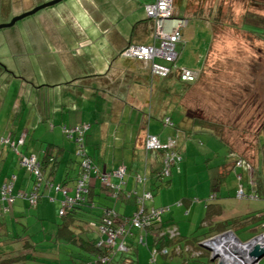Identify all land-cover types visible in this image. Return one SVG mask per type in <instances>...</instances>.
<instances>
[{
    "label": "rangeland",
    "instance_id": "1",
    "mask_svg": "<svg viewBox=\"0 0 264 264\" xmlns=\"http://www.w3.org/2000/svg\"><path fill=\"white\" fill-rule=\"evenodd\" d=\"M52 1L54 0H0V26L8 25L16 17ZM149 1L63 0L18 21L12 27L1 29L0 139L19 129L31 131L29 126L40 128L34 134L31 131L30 138H33L34 142L30 146L46 149L52 141L44 140L43 124L51 123L62 131V126L56 125L54 120L56 118L57 123L62 121L58 109L62 104V97L68 99L71 97L66 87L72 84L76 86L77 78L73 79L74 76L79 74L92 76L93 72L104 69L105 66H107L105 72L110 70V80L118 76L119 71L124 76L126 73L123 72V66L126 62L120 56L122 48L120 35L127 42L132 37L143 42L153 40L155 22L147 18L144 10V4ZM173 13L175 17L186 20L188 24L184 36H181V41L177 44V52L180 55L178 64L181 69L201 73L197 81L190 86L183 87L179 83L169 85L171 90L169 92H172L169 95L173 97V102L166 97L165 102L169 106L168 116L177 125L182 118L183 110L186 111L188 108L193 118L210 125L214 123L223 125L218 129L220 135H223V138L221 137L223 145L217 142L218 140L209 141L210 138L206 134L211 132L208 130L191 141L193 149L190 156L191 167L185 166L187 170L182 185L184 188L177 190L178 195L180 192L185 195L184 199L187 202L192 200L203 202L195 204L193 218L190 214H184L185 229L189 232L185 235V240H190L204 237L211 232L210 227L202 225L206 219L205 202L210 196L218 194L222 198H227L225 202H229L231 208H227L224 216L231 211L233 214L234 209H238L237 206H251L253 203L248 202V199L236 198V193L241 187L246 194L248 193L242 182L235 179L237 174L234 172L230 176L231 173L227 170L228 173L221 176L223 185H220L218 166L227 159L235 165L241 161V165H236L237 167L245 165L244 157L230 153V149L233 147L239 154L245 155L247 151L250 154L254 143H258V136L262 134L260 131L264 128V0H175ZM215 27L217 31L213 36ZM75 64L77 68H74ZM204 66L206 72H202ZM133 96L144 108L135 107L131 101L132 104L130 102V107L126 111V121L131 117L136 118L139 114L141 119H144L145 115L153 113L154 105L151 110L150 103L152 105V99L157 98L156 93L150 92L147 97L145 94L127 93L122 100L127 102ZM98 103L97 99H94L91 110L86 113L87 122L93 125L87 137L90 141L96 138L94 131L100 126L95 116ZM251 103H254V108L251 107ZM100 111L106 114V108L102 107ZM249 117H253L250 124ZM154 119L161 120L156 116ZM58 142L57 144L65 145L66 150L70 152L68 155L71 154L69 155L71 162L78 163L79 158L74 156L73 142L64 134ZM220 144L226 145L227 148H221L222 152L219 154L217 145ZM260 144L263 145L264 142L261 141ZM1 146L0 155L3 160L7 153L11 154L12 158L15 157L11 148ZM128 147L139 153L136 162L129 164L130 169L139 170V174L143 173L145 152L139 146L136 147L135 143L134 146L128 144ZM262 150L264 155V147ZM186 159L185 155V163ZM15 169L18 168L14 167L11 172L15 173ZM260 172L258 177L264 180V169ZM95 177L92 176V179L96 181ZM172 177L159 181L154 175V179L150 178L147 185L148 190L156 196L158 191L167 188L165 184L171 183ZM6 182L7 178H0L1 184ZM45 183L46 181L41 191L44 197L41 198L39 205L33 207L29 202L19 199L13 208V215L7 219L9 228L12 227L16 233L22 234L23 226L28 228L25 234L31 236L32 243L38 251L37 260L29 264H58L55 259L64 261V246L58 247L53 241L58 226L62 223L59 216L60 205L58 201L51 202L46 196L49 194H44ZM213 185L217 192L213 190ZM213 201L215 199L211 200V203ZM23 203L25 207L22 206ZM98 210L101 208L98 207ZM257 224L258 221L250 220L242 227L234 229L239 239L247 242L255 238L259 232L254 231L258 228ZM232 226L234 225L230 223L227 227ZM94 236L89 234L88 238ZM133 242L130 252L123 254L124 259L134 256L138 250L142 257L146 247L139 245L136 239H133ZM148 243L152 245L151 238L148 239ZM173 259L169 257L167 261ZM193 259L196 260L188 262L217 264L211 263L206 254ZM261 264H264V258Z\"/></svg>",
    "mask_w": 264,
    "mask_h": 264
},
{
    "label": "crops",
    "instance_id": "2",
    "mask_svg": "<svg viewBox=\"0 0 264 264\" xmlns=\"http://www.w3.org/2000/svg\"><path fill=\"white\" fill-rule=\"evenodd\" d=\"M156 0H150L149 2L145 3L144 10L146 12L145 7L147 5L154 4ZM147 16V14H146ZM148 18V17H147ZM188 25V24H187ZM137 27V24L134 27V31ZM185 34V29L183 31V35ZM121 38V52L120 56L121 58L126 62V64L123 66V72L126 73L124 76L121 73V71L118 72V76H115L114 79L110 80L111 74L109 73L110 70L105 72L106 67L104 69L96 70L93 72L94 74L92 76H83L81 74L75 75L73 79L77 78L76 86L73 84L71 86H67L66 89L68 93L71 95V97L68 99L65 96L61 98V105L59 106V114L61 116V120L59 123H57V119L55 118V124L58 126H62L61 129H56L55 125H52L51 123H45L43 124L44 129V140L46 141H52L46 147V149H37V148H31L30 145L33 144L34 139L30 138L31 131L33 134L37 132L39 129L32 128L29 125V129L26 130H16L15 132H10L8 136H2L0 139V146L4 145L2 144L3 141H7L8 138H16L24 139V144L20 146V150L25 156L29 157H37L39 159H42L45 152L49 149V146H57L58 151L54 150L55 154L58 153V156L60 157V163L57 165V173L53 176L52 181L56 186H64L66 187L68 191V195L71 197H75L76 193L74 192L75 184H73V178L76 177V173L78 174L81 172V169H83L82 164H73L71 162L70 156L71 154L69 151L66 150L65 145L61 146L57 143L59 138L64 134L63 128H74L80 125H89V132L86 134V154L90 156V160L92 161L93 167H95L100 174H109L113 173L118 169H125L127 176L125 178L124 185L122 186L123 192L119 195L118 198H115L113 196L112 190H108L107 187H105L97 177L96 181L92 179L90 182V188L92 191V198L91 201L94 202L96 207H100L101 210L97 211L96 209L93 210V216H99L103 213L106 208L114 209V211L120 216V218H130L132 217L136 211L138 210V204L136 201V197L130 196V193L133 191H136L138 195H142L143 192H149L152 195V199L148 200L146 202V209L152 210V209H165L169 208V211L166 212L164 217H162L161 224L157 225L156 230H159L161 228L167 229L172 226L177 227L178 231L180 232L179 240L176 242V244L173 243V245L169 246L168 248L171 250V257L174 258L172 261L168 262L167 258L162 256H157L155 259V262H151L152 260V251L154 249L155 239L153 236L147 237L146 245H142L143 247H146V249L143 250L142 257L140 255V250L135 253L134 256H131L130 258H125L124 255H119L120 257H117L118 259H115L112 263L113 264H190L188 261L196 260L194 252L193 256L187 255L186 253L178 254L174 253L175 246L178 245V247L184 249L185 244H188V240H185V235L189 234L187 230L185 229V218L184 214H190V217L193 218V212L195 208V204H203L199 200H192L191 202H187L184 199V196L181 192L180 195L177 194L178 189H182L183 182L185 181V166L191 167V161L190 156L193 154V149L191 147V141L201 133L208 132L207 129L198 127L193 123V117H191V112L187 108L186 111L183 110L182 118L179 122V124H174L172 119L169 118V106L166 101V97L170 98L173 102V97H171L169 94L172 92H169V85L173 84L176 85V82L174 79L166 80L159 78L157 75H153L151 71V64L147 62H141L136 60H131L123 55V52L126 48H128L131 45H155L158 44L155 40V35L153 36V40L150 42H143L139 40H134V37L130 39L129 42L123 39V36L120 35ZM210 51V50H209ZM209 54V52H208ZM180 57V55H179ZM77 59L78 57H74ZM208 55L206 57V63H207ZM71 62H74V60L70 59ZM158 63H162L163 61H157ZM108 65V63H106ZM178 69L180 68V65L176 64ZM206 66V64H205ZM204 66V69L206 67ZM74 68H77L76 64L74 65ZM81 68V66H80ZM184 69V68H183ZM82 70V69H81ZM104 70V71H103ZM97 72V74H96ZM185 85V84H184ZM184 87V86H183ZM263 87V86H261ZM127 88H130L128 91ZM62 92H64L63 89H61ZM153 92L156 93V99H152V105L150 103V107L153 113L150 115H145L144 119H141V115L139 114L136 118L131 117L127 121L125 120L126 111L127 108L130 107V102L133 101L135 104V107L143 109L140 103H138L133 96L131 99H128L127 102L123 101L122 99L124 95L127 93H130L132 95L142 94L147 95ZM121 95V96H119ZM97 99L99 102L97 104V109L95 110V116L97 117V124L100 125L99 127L95 128L94 133L97 135L96 138L93 141H90V138L88 139V133L91 132L93 125L89 122H87V111L91 110L93 106V100ZM147 99V98H146ZM69 100V101H68ZM181 100V95H180ZM68 102L69 105H68ZM149 102V101H148ZM137 103V104H136ZM132 104V102H131ZM137 105V106H136ZM104 107L106 108V114L100 111V108ZM183 107V105H182ZM251 107L254 108V103H251ZM99 108V109H98ZM185 109V107H183ZM259 108V105H258ZM182 110V109H181ZM58 114V115H59ZM154 116L160 118L161 120L154 119ZM166 119L171 120V125L166 123ZM253 119V117L248 118V123L250 124V121ZM155 122V123H154ZM40 127V126H39ZM48 129H47V128ZM211 132V131H210ZM52 133V134H51ZM262 133V134H261ZM260 136L258 143H254L253 151L249 154V152H245L243 155L239 154L234 150L232 147L230 149V153H236L237 155L244 157L245 165H242L241 167H237L238 163L241 161H236L235 163H232L229 159L225 160L224 162H221L218 166V172L219 177L221 179L220 185H223V179L221 176H224L228 172H230V176L233 174H237V178L235 179L240 180L243 184V187L246 188L247 193L249 195H254L257 198H249L248 202H253L251 206H237L238 209H236L234 206V212L232 214V211L229 212L224 216L226 213L227 208H231L228 203L225 202L227 198H222L218 194L215 195L213 198L210 196L208 198V201L205 202V208H206V219L203 221L204 227H210L211 232L208 233V235H204V237H201L200 240L206 239V237H214L224 232H232L238 239V235L235 232L234 228L242 227L243 220L249 221V219L252 222L258 221V228L254 230L255 232H258L257 235L264 232V180L260 179V176L258 175L261 173L260 171L264 169V155H262L264 144L261 145L260 142H264V128L260 131ZM153 135L157 136L161 142L167 144L169 140L175 141V147L172 149L173 152H176L180 157L181 161L172 168L171 171V177L173 178L171 183L165 184L167 186L166 189L158 191V193L153 195V192L148 190V183L151 180L154 179V175L157 177V173L161 172L162 169L165 167V156L167 153L161 151H149L146 147V141L148 136ZM207 136H209V141L218 140L217 142L221 143L223 145V140H220L216 135H214L212 132L207 133ZM42 137V138H43ZM213 139V140H212ZM228 140V137L226 141ZM56 143V144H55ZM134 143L136 144V147L139 146L140 149L145 152L144 153V159L145 164L142 168L141 174H139V170L130 169L129 164L136 162L139 153H135V151H132L130 147H128V144L130 146H134ZM216 143V141H215ZM217 143V144H219ZM74 144V143H73ZM217 145V151L220 154L222 151L221 148H227L222 145ZM73 146V145H72ZM232 146V145H231ZM3 147V146H1ZM1 149V148H0ZM74 156H77L76 146L74 144ZM120 152L118 153V151ZM131 152H129V151ZM5 154V153H4ZM119 154V155H118ZM185 155L187 157L186 163H185ZM14 156V155H13ZM72 158V157H71ZM62 162V163H61ZM68 162V163H67ZM20 160L18 157H11V154H6L4 156V160L0 155V178H10L12 176H16L18 179L17 181V187L22 189L23 191L30 192L33 188V180L34 178L27 174L23 169H21ZM14 167H17L18 169H15L16 172L12 173L11 169ZM20 168V169H19ZM7 169V170H6ZM72 169H74L72 171ZM161 169V170H159ZM227 170H229L227 172ZM136 171V172H135ZM174 171V172H173ZM70 172V173H69ZM76 172V173H75ZM227 172V173H226ZM49 173V172H48ZM70 174L69 177L66 174ZM5 175V176H2ZM48 176V175H47ZM112 183L114 185H119L120 181L118 179H113ZM53 184V185H54ZM163 185V184H161ZM105 188H104V187ZM153 183L150 184V190H152ZM162 187V186H160ZM107 188V189H106ZM238 188V186H237ZM243 190V188L241 187ZM185 190V189H184ZM213 190L215 192V186L213 185ZM237 191V190H236ZM46 195L51 202L58 201L60 205V210L63 207V201L65 200V196L62 193L56 192V190L48 191L46 190ZM44 193V194H45ZM260 197V198H259ZM237 198V193H236ZM211 203V200H214ZM247 200V199H246ZM103 203L102 205H100ZM214 203V204H213ZM40 204V202H39ZM38 204V205H39ZM25 207V204L23 205ZM23 207V208H24ZM119 208V209H118ZM211 214V216H210ZM240 221L238 224H234L235 226L227 227L232 222ZM248 223V222H247ZM224 230L223 232H221ZM96 236V234L94 233ZM256 235V236H257ZM96 238V237H95ZM104 238V237H103ZM151 238L153 243L152 245H149L148 239ZM241 240V239H239ZM130 243L131 246L134 245L133 241L131 240ZM190 247V245H188ZM131 250V249H130ZM128 250V252H130ZM127 252V253H128ZM206 254L210 259L212 257V253L206 252ZM203 254V256H204ZM202 256V257H203ZM160 258V259H159ZM200 258V257H196ZM146 259H148V262H146ZM159 259V260H158ZM111 263V264H112ZM261 264V262H260Z\"/></svg>",
    "mask_w": 264,
    "mask_h": 264
},
{
    "label": "built area",
    "instance_id": "3",
    "mask_svg": "<svg viewBox=\"0 0 264 264\" xmlns=\"http://www.w3.org/2000/svg\"><path fill=\"white\" fill-rule=\"evenodd\" d=\"M175 0H156L154 4L147 5L145 7L147 17L155 22V40L158 42V45H132L125 52L124 56L136 61L147 62L151 64V71L153 75H157L161 78H166L172 74L173 70L179 71L180 78L183 82L193 83L196 82L199 77V72H192L191 70L178 69L176 62L179 58L177 52V44L181 41V36L185 27L187 26V21L184 19L176 18L173 13V4ZM157 61H163L158 63ZM167 124H172L170 119H166ZM89 125H80L74 128H63V132L66 138L70 139L75 146L77 147L78 154L82 160L83 172L80 180L78 181L77 188L75 190L76 196L74 198H69L67 196L68 191L59 186L56 187V192L62 193L65 196V201L61 209L60 215H64L68 205L73 203L76 199L86 193H88L89 183L92 179V176H96L99 181L108 188L112 190L115 198H118L119 195L123 192L122 186L124 185L125 178L127 173L125 169H118L113 173L109 174H100L98 170L93 167L92 161L87 157L86 154V133L88 132ZM10 143V142H9ZM24 144V139L20 138L15 143H10L11 147L15 149L18 155L17 146L20 147ZM176 142L169 140L167 144L160 141L157 136L150 135L146 141V147L149 151L156 152H165V167L161 170L159 178L161 181L167 179L171 176L172 168L175 167L180 161L181 157L173 152L172 149L175 147ZM20 166L24 169H27L30 173L32 172L36 177H41V168L40 163L35 161L34 158H25L21 157ZM241 165V162L238 163ZM113 179H118L120 181L119 185H114L112 183ZM16 176H11V182L0 187V197L3 201L8 203H14L15 198L12 196L14 182ZM130 196L136 197L138 204V210L130 218H120V216L114 211H108L105 216L104 225L100 231L104 237V246L107 247L108 252L111 256L115 255L114 249L116 248L119 252H128L125 241L128 236L131 234V229L133 230H146L152 229L153 226L161 224L163 215L169 211V208L165 209H146V202L152 199V195L149 192H143L142 195H138L136 191L130 193ZM214 196H212L213 198ZM238 199H249L257 198L254 195L246 194L244 190L240 189L237 193ZM31 203L36 204V197L30 196ZM2 208H0L1 214ZM8 209L4 208L3 212H7ZM179 231L176 227L160 229L157 231L156 236L158 239H175L179 236ZM229 237H233L232 242L228 241ZM234 242V243H233ZM256 242H261L264 244V232L257 235L255 238L242 242L239 240L232 232H224L217 236L210 237L206 239L203 243H208L213 251L217 252V249L220 246L226 245L225 249L227 255L218 254L217 261L224 264H260L254 263L252 261L250 253L256 248ZM140 244L146 245L144 237L140 238ZM261 249H264V246H260ZM162 253L167 255V250H163ZM152 260L155 262L156 257L158 256V251H152ZM202 252L194 253L195 257L202 256ZM232 258L233 261L229 262V259ZM109 257L104 256L100 257V264H108Z\"/></svg>",
    "mask_w": 264,
    "mask_h": 264
},
{
    "label": "trees",
    "instance_id": "4",
    "mask_svg": "<svg viewBox=\"0 0 264 264\" xmlns=\"http://www.w3.org/2000/svg\"><path fill=\"white\" fill-rule=\"evenodd\" d=\"M194 14H197V13H194ZM214 31H213V36L217 31L216 27L214 28ZM155 45H158V44H155ZM143 46H148V45H143ZM128 48H126L125 51ZM202 72H206V69H204ZM162 79H166V80L174 79L176 83L182 84L185 87L190 86L191 84V83L183 82L180 78L179 71H176V70H173L170 76L166 78H162ZM193 123L197 125L198 127H202V128H205L211 131L220 140H222L223 135H220V132H219L220 130H218L220 126H223L221 123H219L218 125H214L215 123L210 125L207 122H202L200 119H197V118L193 119ZM18 141L19 139L10 137L8 138L7 141L4 140L2 144L11 148L12 152L16 155V157H18L19 160H21V157L34 158L35 161L40 163L41 177H36L32 172L30 173L29 171H27V169H23L26 173H29V175H31L34 178L32 190L28 193L26 191H23L19 187H17L18 178L16 177V180L13 186V192H12V196L15 198L14 203L11 204V203H8L7 201H3L2 197H0V208H2V211L0 214V264H29L30 262L37 260L38 251L36 250V246L34 243H32L31 236H28L25 234L28 228L26 226L25 227L23 226V230H21L22 234L18 232L16 233V231H13L12 227L9 228L7 219L13 215V212H12L13 208L19 199H23L29 202V204L33 207L39 204L41 198L44 197V195L41 194L44 181H46L45 190L53 191V188L54 190H56V187H57L52 181V178L57 173L56 168H57V165L60 163V157L58 156V153L56 152L55 154L54 152V150H57L58 147L55 145L54 146L50 145L49 149L45 152L43 158L39 159L34 156L33 157L25 156L20 150L21 148L17 146L18 153L20 154L18 155L15 149L12 148L10 145V143H15L17 145ZM75 153L77 157L79 158V162L78 163L76 162V163L81 165L82 160H81L80 155L78 154L77 147H76ZM87 157L90 158V156L88 155ZM73 170L74 169H72V171ZM82 172H83V169H81V172H79L78 174L75 172L76 177L73 178V184H75L74 192L77 188L78 181L80 180L82 176ZM157 174L158 175L156 178L159 181H161L159 178L160 172H158ZM46 175H48V178H46ZM66 175L69 177L70 174L67 173ZM7 179H8V182H11V177L10 178L8 177ZM5 184H7V182L4 184L0 183V187H2ZM59 187L66 189V187L61 186V185H59ZM45 190H44V193H45ZM31 195L36 197L35 205L31 203V199H30ZM67 196L70 198L68 194ZM71 198H74V197H71ZM91 198H92V191H91L90 183H89L88 193L82 195L80 199L78 200L76 199L73 203L69 204L68 209H66L64 212V215H60L61 210L59 211V216L62 219V223L58 226V231L53 241L56 246L58 247L64 246L65 248V254L63 255L64 261H62L64 264H100L99 259L100 257H104V256L109 257L110 261L108 264H111L117 257H120L119 255L125 254V252L124 253L119 252L115 248L114 253H113L115 255L111 256L110 253L108 252L107 247L104 246L105 240L103 238L102 232L100 231V229L103 226H105L104 221L106 218L105 216H107L106 213L114 209L106 208V210H104L101 215L95 217L92 215L93 214L92 209H96L97 207L94 204V202L91 201ZM4 208H7L8 211L3 212ZM21 210L23 211V209ZM249 221L243 220V223L241 224L245 225ZM239 222L240 221H237V222L233 221L232 224L233 225L236 223L238 224ZM172 227H175V226H172ZM155 228H157V226H153L151 230L149 228L146 230H140V231L131 229V233H130L131 235L128 236L125 241L127 249L128 250L131 249V244H130L132 243L130 242L131 240L133 241V239H136L138 244L141 245L140 244L141 237H144L145 243H146L147 237L153 236V238L155 239L153 250L158 251V256H162L165 258L171 257V250L168 247L173 245V243L176 244V242L179 240L180 234L178 237L172 240L165 239V238L158 239L156 236V233L160 229L156 230ZM94 233L96 234V236H94V238L89 239L88 235L94 234ZM210 237H206V239ZM200 242H201L200 238H194V239L191 238L190 240H188V244L187 245L185 244L184 249L178 247V245H174L175 246V248H173L174 253H178V254L186 253L187 255L189 254L190 256H193V252L194 253L202 252L204 254V252L202 251L203 249L200 247ZM188 245H190V247ZM163 250H167V255H164L162 253ZM55 260L58 262V264H62L60 259H55Z\"/></svg>",
    "mask_w": 264,
    "mask_h": 264
},
{
    "label": "water",
    "instance_id": "5",
    "mask_svg": "<svg viewBox=\"0 0 264 264\" xmlns=\"http://www.w3.org/2000/svg\"><path fill=\"white\" fill-rule=\"evenodd\" d=\"M61 1H63V0H54V1L50 2V3H46V4H44V5L40 6V7H37L36 9H34L33 11H31V12H29V13H26V14L20 16V17H16V18L13 19V20L11 21V23H9L8 25H2V26H0V30H1V29H4V28L12 27V26H14L18 21H20V20H22V19H24V18H26V17H29V16H31V15H34V14H36L37 12H39L40 10H42V9H45V8H47V7H50V6H54V5L58 4V3H60ZM200 246H201L203 249H205V250H207V251H209V252L212 253V257H211L210 261H211V263H216V261H217V259H218V257H219V256H218V253L215 252V251H213V249L210 247V245H209L208 243H201ZM250 255H251L252 261H253L254 263H260L261 260L264 258V249H261L260 247H257V248H255V249L250 253ZM217 264H224V263L220 262V263H217Z\"/></svg>",
    "mask_w": 264,
    "mask_h": 264
},
{
    "label": "bare ground",
    "instance_id": "6",
    "mask_svg": "<svg viewBox=\"0 0 264 264\" xmlns=\"http://www.w3.org/2000/svg\"><path fill=\"white\" fill-rule=\"evenodd\" d=\"M234 240V238L233 237H229L228 238V241H230V242H232ZM234 243V242H233ZM225 246L226 245H223V246H220L218 249H217V251H218V254L220 255H223L224 257L227 255V251H226V249H225ZM255 246H256V248L257 247H260V246H264V244H262L261 242H256V244H255ZM233 261V259L232 258H230L229 259V262H232ZM229 264V263H228ZM236 264V263H235Z\"/></svg>",
    "mask_w": 264,
    "mask_h": 264
},
{
    "label": "clouds",
    "instance_id": "7",
    "mask_svg": "<svg viewBox=\"0 0 264 264\" xmlns=\"http://www.w3.org/2000/svg\"><path fill=\"white\" fill-rule=\"evenodd\" d=\"M177 18V17H176ZM149 19V18H148ZM181 19V18H180ZM183 35V34H182ZM200 74V73H199ZM208 239V238H207ZM206 240V239H205ZM205 240H202L201 242H200V244L201 243H203ZM201 247V246H200ZM202 248V247H201ZM203 249V248H202ZM205 252H207V250H205V249H203ZM209 252V251H208ZM211 253V252H210ZM216 263H219L218 261H216Z\"/></svg>",
    "mask_w": 264,
    "mask_h": 264
},
{
    "label": "flooded vegetation",
    "instance_id": "8",
    "mask_svg": "<svg viewBox=\"0 0 264 264\" xmlns=\"http://www.w3.org/2000/svg\"><path fill=\"white\" fill-rule=\"evenodd\" d=\"M36 9V8H35ZM33 11V10H32Z\"/></svg>",
    "mask_w": 264,
    "mask_h": 264
}]
</instances>
